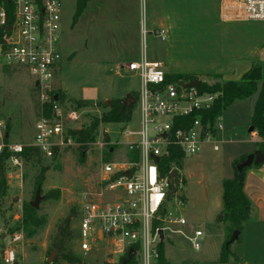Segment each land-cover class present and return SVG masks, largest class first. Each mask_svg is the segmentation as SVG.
I'll list each match as a JSON object with an SVG mask.
<instances>
[{
	"label": "rangeland",
	"instance_id": "374dc122",
	"mask_svg": "<svg viewBox=\"0 0 264 264\" xmlns=\"http://www.w3.org/2000/svg\"><path fill=\"white\" fill-rule=\"evenodd\" d=\"M60 1L63 32L59 51L62 55L63 68L58 72L57 81L69 95L68 99L79 94L81 83L96 84L100 91L99 100L104 103L108 100L125 98L129 93L126 89L137 93L140 83L133 72L126 70L118 74L116 64L91 62V56L96 51L95 46H98L93 37V30L88 32L83 26L82 14L73 25L76 0ZM145 38L144 44L150 51L153 49L152 37L148 34ZM72 53H75L73 60L69 58ZM213 79V76L204 77V80L210 83ZM34 84L28 71L5 68L0 64V121H3L5 125L10 123L11 142L21 143L34 139L39 104V96ZM255 98L256 96L253 99L244 100L240 103L241 105L225 111L223 117L217 121L222 128H219L216 137L205 141L198 153L188 154L181 160L180 174L184 173L189 177V184L184 188V193L189 200L186 204L183 203L184 201L178 204L181 198L175 194L170 197L167 207L174 217H185L187 224L172 226L173 230H182V234L172 230L165 231L163 252L168 262L166 264H214L219 260L226 236L219 231V226L213 225L208 228V224H204L215 215L214 198L207 201L208 207L203 208L201 193L208 182L217 181L218 175L229 177L235 175V161L230 162V160L234 155L247 149L249 143L244 141L228 144L223 140V136L225 135L227 140L252 138L250 115L254 108ZM250 102L253 104L249 112H246L245 108ZM107 106L95 104L84 108L80 121L69 125L80 130L82 124L89 122L92 115H101L107 110ZM229 121L235 122L236 125L228 126ZM126 128H140L138 102L134 104L128 122L101 124L97 140L88 144L86 148H83L77 139L75 144L61 145L55 158L53 155L43 154L29 162L24 161L18 168L11 167L2 157L0 158V169L7 179V194L0 199V239L6 222L13 224L16 230L23 231L24 238L19 243L17 264H74L64 259H57V252L49 261L52 255L49 254L52 241L59 227L64 226L68 218H70L71 228L78 234L80 223L78 214L82 211L85 201L108 200L107 194L100 189L103 175L102 162L105 161L106 150L113 151L110 153L109 160L122 162L126 160V156L130 155L123 133ZM106 136L109 137L108 141L105 139ZM99 142H104V145L101 146ZM214 144L218 145V150L213 148ZM41 175L44 177L39 184ZM184 183L183 175H181L178 180L179 190L183 189ZM39 188L42 199L38 208H34L37 214L45 219V223L33 234H28L23 229L22 221L17 222L15 216L23 214L24 205L31 204L35 200ZM51 191L58 194V197L49 198L48 194ZM197 228L205 230L200 239V249H195L190 240ZM251 232L246 231L231 244L232 254L227 264H264L253 262L255 253L249 248L250 237L247 236H250ZM80 241L78 235L72 241L74 251L82 258L80 264H105L106 262L117 264L121 260V255L113 254L114 246L107 240L99 241L89 251L81 249ZM134 256L137 258V264H144L142 252ZM150 263L158 264L157 256L152 255ZM0 264H6L1 257Z\"/></svg>",
	"mask_w": 264,
	"mask_h": 264
},
{
	"label": "built area",
	"instance_id": "2783aa9c",
	"mask_svg": "<svg viewBox=\"0 0 264 264\" xmlns=\"http://www.w3.org/2000/svg\"><path fill=\"white\" fill-rule=\"evenodd\" d=\"M222 17L225 20L264 21V0H223ZM154 34L165 39L166 30L156 29ZM61 36L60 0H0V64L5 68L28 71L39 96L33 140L11 142L10 130L0 121V155L8 153L2 158L11 167L22 166L21 154L25 147H38L51 156L54 147L77 141L76 137L66 136V129L70 122L80 121L82 111L66 108L56 98L51 115L45 114V104L56 92L53 82L62 60ZM126 68L140 83L137 97L140 128L123 131L130 152L125 161L102 162L100 189L107 194L108 200L84 202L80 246L83 251H89L99 241L107 240L114 246L113 254L122 256L138 245L136 253L142 252L143 263L151 264L152 255H158L155 248L161 242L160 230L164 235L166 230L182 234V230H173L172 226L187 224L185 217H174L168 211L171 177L164 173L161 159L169 157L178 147L187 155L198 153L202 144L215 137L222 125L217 122L213 130L202 120L203 112L211 108L216 95L202 92L197 87H184L186 81L167 82L168 72L162 62L149 60L144 55ZM182 117H193V120L191 124H185ZM100 144L103 146L104 142ZM154 156L159 158L158 162ZM175 169L172 164L170 173ZM22 216V213L15 216L16 221L21 222ZM155 221L161 226L153 229ZM7 223L0 239V257L6 264H16L24 233L12 231L14 225ZM202 235L201 230L195 229L190 237L195 249H200Z\"/></svg>",
	"mask_w": 264,
	"mask_h": 264
},
{
	"label": "crops",
	"instance_id": "0c3cea01",
	"mask_svg": "<svg viewBox=\"0 0 264 264\" xmlns=\"http://www.w3.org/2000/svg\"><path fill=\"white\" fill-rule=\"evenodd\" d=\"M222 2L223 0H89L82 12V24L88 32L93 30V37L98 43L91 62L116 64V73L119 74L120 71L128 70L126 66L130 62L138 61L145 55L149 60L162 62L168 73L197 74L202 81L205 74L217 73L222 76L221 79L238 80L255 61L264 59V21L225 20L222 17ZM161 28L166 30L165 39L154 34L156 29ZM148 34L152 37L153 49L150 51L144 44ZM74 54L69 58L74 59ZM62 65L61 60L55 72L53 88L64 96L60 100L62 105L71 108L67 97L69 95L57 81ZM126 91L133 94L128 89ZM99 96L96 84L81 83L79 94L72 99L96 102ZM254 96L257 98V95ZM123 99L121 97L118 100ZM109 101L111 103L112 100ZM243 101L235 102L225 111L241 105ZM252 104H248L246 112H249ZM227 125L235 126L236 123L229 121ZM218 131L219 129L215 137ZM250 131L252 138L247 140H227L223 136L228 144L244 141L249 143L248 148L234 155L230 162L241 160L247 154L259 150L258 143L262 139L252 127ZM213 148L219 149L217 144ZM110 153L113 151L110 150ZM179 167L178 180L183 175L185 182L180 190L181 195H185V201H181L186 204L189 199L184 188L189 184V177L184 173L180 174ZM227 178L232 177L218 175L217 181L208 182L201 193L203 208L208 207L207 201L214 198L215 215L204 224H208V228L219 226V231L225 236V224L218 223L216 218L223 210V180ZM244 190L252 202V210L250 220L244 224L240 236L246 231L254 230L250 236L247 235L250 237L249 248L255 253L253 262L264 263V162L247 168Z\"/></svg>",
	"mask_w": 264,
	"mask_h": 264
},
{
	"label": "trees",
	"instance_id": "16d2710c",
	"mask_svg": "<svg viewBox=\"0 0 264 264\" xmlns=\"http://www.w3.org/2000/svg\"><path fill=\"white\" fill-rule=\"evenodd\" d=\"M89 0H76V9L74 14L73 25L79 19V16L84 11ZM205 76H213L215 81L209 83L208 81H203L200 91L207 92L216 95L215 100L210 109L203 112L202 120L204 124L210 125L213 130H215V125L218 119L222 116L223 112L234 104L237 101L247 100L252 98L254 95H257L256 102L253 108L251 115V123L254 131H257L258 135L261 137V141L258 143V149L264 152V59L255 61L251 68L246 71L242 77L238 80L233 79H221V75L217 73L205 74ZM197 74L190 73H167L166 80L167 82L175 81H188L193 79H198ZM133 95L137 98L138 92ZM50 102L45 104V114L51 115L52 108L55 102V99L63 100L64 96L59 95V92H54L51 96ZM71 108L82 111V109L93 106L95 104L100 106H107L106 103L98 100L96 102L89 100H76L70 99ZM122 103L121 100L114 99L111 101V104L107 106L101 115H92L89 122L82 124V128L79 130L77 128H72L68 125L66 129V136L77 137L78 141L82 144L83 148L94 141L97 140L100 134L101 124L112 123V122H128L130 115L127 111L121 113ZM181 120L185 124H191L193 117H182ZM8 130H10V123L7 124ZM107 141L109 137L106 136ZM117 145V144H116ZM115 146V145H112ZM116 147V146H115ZM60 147L56 146L53 148V158L57 156ZM8 154L5 152L0 155V158ZM44 153L38 147L28 146L25 147L23 153L21 154L25 162L34 160L38 156H42ZM137 159V153L133 154ZM187 154L181 148H175L172 150L171 155L167 158L161 159V165L163 171L169 176H172L170 173L171 165L174 164L177 172L176 181L178 182L179 173L178 167L181 165V160L186 157ZM111 157L110 151L106 150L105 160H109ZM244 158V157H243ZM242 158V159H243ZM239 160L235 161V175L232 178H227L223 180V210L218 214L216 221L218 223L225 224V230L227 232L226 239L222 245V250L220 253V258L214 264H227L232 254L230 246H227L226 243L232 236L235 230L242 231L244 224L250 220L252 202L248 198L244 190L246 169L242 173L237 171V164ZM43 175L39 178L38 183H41L43 180ZM7 194V179L0 169V199H2ZM49 198H56L58 194H54V191L49 192ZM180 198L182 201H185V195H181ZM82 217V211H79L78 218L79 221ZM45 223V219L37 214V210L30 204L26 203L24 205L22 226L23 229L28 234H33ZM161 226V223L155 221L153 224V229L157 226ZM15 227V226H14ZM12 228L14 231L17 228ZM80 231V223H79ZM79 238V232L77 234L76 230L72 229L70 226V218L65 220V225L59 227L55 238L52 241L51 249L49 254L57 252V259H64L70 263L80 264L82 258L76 254L73 249L74 243L72 242L74 238ZM164 243V242H163ZM163 243L159 242L156 245L157 249V258L158 264L168 263L163 252ZM135 250H138L139 247L134 246ZM130 249H128L122 256L121 260L117 264H124V259L128 256ZM137 258L134 256L126 264H137ZM18 262V261H17ZM16 262V264H17ZM105 264H110L106 262Z\"/></svg>",
	"mask_w": 264,
	"mask_h": 264
},
{
	"label": "water",
	"instance_id": "95a60500",
	"mask_svg": "<svg viewBox=\"0 0 264 264\" xmlns=\"http://www.w3.org/2000/svg\"><path fill=\"white\" fill-rule=\"evenodd\" d=\"M202 82L203 81L198 78V79L188 80V81L184 82L183 85H184V87H197V88H199V87H201ZM37 84H38V82H37ZM136 102H137V98L132 93H128L126 95V97L123 100H121V103H122L121 113L127 111L129 114H131L132 108ZM106 104L109 105L110 101L108 100L106 102ZM7 136H8V134H7ZM154 160L156 162H158L159 158L157 156H154ZM262 162H264V152H262L261 150H256L255 152L247 154L245 156V158L241 159L238 162L237 171L239 173H242L244 171V169L249 168L253 165H258ZM127 174H130V172H127ZM176 178H177V172L174 170L172 172V176H171V189L167 194V200H169L170 197L172 195H175V194L178 196H181V191L178 189V183L176 181ZM41 199H42L41 189L39 188L37 190L35 200L31 202V205L35 208H38ZM159 234H160L161 243H163L164 238H165L164 231L160 230ZM240 234H241L240 230H235L233 232L232 236L230 237V239L227 241L226 245L230 246L233 242H235L239 238ZM55 254H56V252H53L51 257L49 258V261L52 260V258ZM135 254H136L135 249L130 248L129 254H128L127 258L125 259L124 264H126L128 261H130L134 257Z\"/></svg>",
	"mask_w": 264,
	"mask_h": 264
}]
</instances>
